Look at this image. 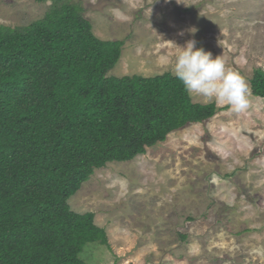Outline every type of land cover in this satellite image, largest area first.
<instances>
[{
	"label": "rangeland",
	"instance_id": "rangeland-1",
	"mask_svg": "<svg viewBox=\"0 0 264 264\" xmlns=\"http://www.w3.org/2000/svg\"><path fill=\"white\" fill-rule=\"evenodd\" d=\"M72 2L82 4L99 39L124 41L109 76L173 73L175 45L195 39L213 58L222 56L249 89L243 112L218 106L213 119L171 134L145 155L96 170L70 205L96 215L111 249L88 244L81 258L86 264H264V99L251 90L255 70H264V0ZM53 3L0 0V25L27 27Z\"/></svg>",
	"mask_w": 264,
	"mask_h": 264
},
{
	"label": "trees",
	"instance_id": "trees-1",
	"mask_svg": "<svg viewBox=\"0 0 264 264\" xmlns=\"http://www.w3.org/2000/svg\"><path fill=\"white\" fill-rule=\"evenodd\" d=\"M52 1L27 27L0 25V264H86L88 244L111 249L96 215L72 210L73 196L96 170L219 112L173 73L109 76L124 41L99 39L81 3ZM251 90L264 99L263 69Z\"/></svg>",
	"mask_w": 264,
	"mask_h": 264
},
{
	"label": "clouds",
	"instance_id": "clouds-1",
	"mask_svg": "<svg viewBox=\"0 0 264 264\" xmlns=\"http://www.w3.org/2000/svg\"><path fill=\"white\" fill-rule=\"evenodd\" d=\"M197 31L195 27L188 30L192 36H195ZM175 46L177 50L172 72L190 97L196 96L206 103L214 102L217 106H227L230 111L236 113L249 107L246 80L228 68L222 56L213 58L211 52L197 47L195 39L187 41L184 46ZM212 179L214 181L215 177Z\"/></svg>",
	"mask_w": 264,
	"mask_h": 264
}]
</instances>
